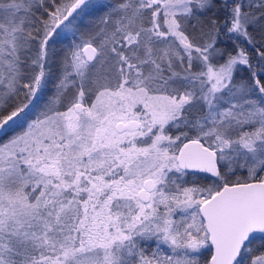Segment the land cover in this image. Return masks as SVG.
I'll list each match as a JSON object with an SVG mask.
<instances>
[{"label":"snow or ice","instance_id":"obj_1","mask_svg":"<svg viewBox=\"0 0 264 264\" xmlns=\"http://www.w3.org/2000/svg\"><path fill=\"white\" fill-rule=\"evenodd\" d=\"M0 264H264V0H0Z\"/></svg>","mask_w":264,"mask_h":264}]
</instances>
